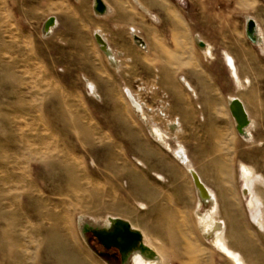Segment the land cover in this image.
<instances>
[{"label": "rangeland", "instance_id": "obj_1", "mask_svg": "<svg viewBox=\"0 0 264 264\" xmlns=\"http://www.w3.org/2000/svg\"><path fill=\"white\" fill-rule=\"evenodd\" d=\"M108 1L99 15L94 0H0V264H69L62 245L84 264H133L94 238L108 219L142 232L162 264H231L198 219L211 204L175 158L179 147L215 195L225 244L262 264L236 225L264 252V0ZM247 18L259 45L245 35ZM230 98L252 121L251 140ZM240 163L259 177L253 214ZM164 224L195 254L171 244Z\"/></svg>", "mask_w": 264, "mask_h": 264}, {"label": "bare ground", "instance_id": "obj_2", "mask_svg": "<svg viewBox=\"0 0 264 264\" xmlns=\"http://www.w3.org/2000/svg\"><path fill=\"white\" fill-rule=\"evenodd\" d=\"M93 8L98 9V11L100 13L96 12V11H94V12H96L99 15H103L106 12V8H105V6L101 0H94V7ZM51 25H52V23L50 20L46 24L47 32H49L50 28H52ZM245 35L249 38V40L253 44L258 45L260 43L261 39H260L258 27L254 23V21L250 18L246 19ZM133 36H135V35H133ZM95 39H96L95 41H97V44L103 50L105 55L108 58L112 59L113 56H112L111 50L108 47L103 36L100 35L99 33H95ZM134 40L138 46H142L143 48L146 47L145 43L142 39L139 40V38L136 37ZM196 43L199 45L203 44V42L200 41L199 38H196ZM143 48H142V50H143ZM204 49H205L207 56L210 55V48L206 44L204 45ZM225 62L230 69V73H231V76H232L234 82L237 85H241L240 79L237 76V71H236V68L234 66L232 58H230L228 55H225ZM114 65H116V64H114ZM181 81L183 82L184 86L189 91L193 92V90L191 89L189 84L184 79H181ZM90 91L93 92L92 86H90ZM135 101L131 100V103L133 104L135 109L140 110V106ZM233 101H235V105H234L235 113L238 115L237 121H236V123L238 122V124H237L236 128L238 129V132L240 134L245 136L246 140H251L252 136H251L248 128H249V126L252 125V121L249 120L247 112H246L243 104L241 103V101H239L236 98H230L229 105ZM229 105H228V109H229ZM229 111H230V109H229ZM230 114H231V112H230ZM177 125H178L177 123H175L173 125L174 129L177 127ZM170 126H168V127H170ZM178 129H179V126H178ZM151 132H152V135L154 138H156L160 143L164 144L167 147V150H170V148L165 144L164 137H163L162 133L157 128H151ZM174 156L178 160V162L182 166L185 167L187 173L192 178V180L195 184V187H196L197 191L199 192L201 201H203L204 203L210 202V204H211L210 209L205 214H203V215L198 214V219L204 223L207 221H210L211 226H209V225L206 226V232L209 234V236L211 235L213 237L214 248L217 251H219L231 264H245L242 255L237 253V252L232 251L225 244V242L223 240V232H224V226H225L224 223L220 222V221L219 222L214 221L211 217V215L216 212V208H217L215 195L206 186L203 185L200 178L198 177L196 172L191 167L190 161L188 160L186 153H185V150L182 147H179L178 150L174 151ZM239 172H240V177L243 179L242 193L244 195H248L247 208L253 214L257 210V207H258L257 203L258 202L256 201L257 203H255V196H254V193L251 190L250 186H251L252 182H254V181L256 182V180H258L259 177H257L255 175V172L251 168L245 166L244 164H239ZM158 179H161L160 176H158ZM230 220H231V218H230ZM232 222H233V220H232ZM236 229H237V236L236 237H239V240H240L239 245L242 248H249L253 253L256 254V256L259 259H261V263L264 264V252L259 248V246H257V244L255 242L257 240L256 239L254 240L253 237L248 234L249 232L244 231L246 229H242V227H240L239 225H236ZM100 232H101V234H109V236H108L109 238H112V239L118 238L120 243H121V247L123 249L124 255L125 254L126 255H133V259H132L133 264H162V262H163L161 255L158 254L156 249L144 237L142 232L133 229L131 226H129L128 222L118 220V219H108L106 228L103 230H100ZM119 232H121V234ZM161 232H162V235L164 237H166V236L170 235L171 231L168 230V228L164 224L161 226ZM118 233H119V235H118ZM171 233H173V232H171ZM111 234H115V236L112 237ZM169 237H170L171 244L177 246V248H179L181 251H187L190 255L195 254V249H193V247L189 243H186V241L184 240L185 239L184 237L173 236V235H171ZM239 240L237 242H239ZM62 248H63L62 255H64L70 261L69 264H84L83 260L78 256V254L75 251L74 252L76 254L74 252H72L69 255L66 253L68 251L67 247L65 245H62ZM238 248H239V246H238Z\"/></svg>", "mask_w": 264, "mask_h": 264}, {"label": "water", "instance_id": "obj_3", "mask_svg": "<svg viewBox=\"0 0 264 264\" xmlns=\"http://www.w3.org/2000/svg\"><path fill=\"white\" fill-rule=\"evenodd\" d=\"M100 6V5H99ZM96 12H99L97 8L94 9ZM100 13V12H99ZM234 105H235V101H233L230 105H229V109L231 112L232 117L237 121V114L235 113L234 110ZM242 121V120H241ZM240 122V121H239ZM238 124V122H237ZM121 234V232H119ZM118 233V235H119ZM93 236L94 238H96L97 240H99V242L105 247V248H114L117 249L121 255L124 256L123 253V249L121 247V243L119 241V239H112L109 238V234H101L100 230L99 231H95L93 232ZM112 237L115 236V234H111Z\"/></svg>", "mask_w": 264, "mask_h": 264}, {"label": "crops", "instance_id": "obj_4", "mask_svg": "<svg viewBox=\"0 0 264 264\" xmlns=\"http://www.w3.org/2000/svg\"><path fill=\"white\" fill-rule=\"evenodd\" d=\"M101 1H103V4H104V6H105V8H106V12H107V8H111L112 6H113V3H111V2H109L108 0H101ZM250 19H252V18H250ZM253 20V19H252ZM254 21V20H253ZM254 23H255V21H254ZM256 24V23H255ZM257 26V25H256ZM260 35V34H259ZM260 39H262V37L260 36ZM260 42H261V40H260ZM260 44V43H259ZM258 44V45H259ZM209 47V46H208ZM226 63V62H225ZM233 63H234V61H233ZM228 66V65H227ZM234 66H235V64H234ZM236 68V67H235ZM230 70V69H229ZM237 71V70H236ZM231 74V73H230ZM237 76H238V74H237ZM232 77V76H231ZM239 78V77H238ZM240 164H242V163H240Z\"/></svg>", "mask_w": 264, "mask_h": 264}, {"label": "flooded vegetation", "instance_id": "obj_5", "mask_svg": "<svg viewBox=\"0 0 264 264\" xmlns=\"http://www.w3.org/2000/svg\"><path fill=\"white\" fill-rule=\"evenodd\" d=\"M112 251H115L118 255L120 254V252L117 249L114 248H110Z\"/></svg>", "mask_w": 264, "mask_h": 264}]
</instances>
